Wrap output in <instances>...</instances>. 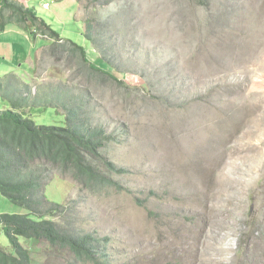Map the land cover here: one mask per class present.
<instances>
[{
    "label": "rangeland",
    "instance_id": "1",
    "mask_svg": "<svg viewBox=\"0 0 264 264\" xmlns=\"http://www.w3.org/2000/svg\"><path fill=\"white\" fill-rule=\"evenodd\" d=\"M29 1L60 47L32 28L0 34L3 88L14 73L22 91L78 95L115 137L103 154L128 172L113 177L127 191L94 196L56 171L44 195L69 208L60 222L107 237L109 264H264V0ZM65 41L95 68L104 56L109 76ZM30 115L65 122L60 109ZM0 213L28 211L0 195ZM18 240L31 264H81ZM0 247L13 253L1 229Z\"/></svg>",
    "mask_w": 264,
    "mask_h": 264
},
{
    "label": "trees",
    "instance_id": "2",
    "mask_svg": "<svg viewBox=\"0 0 264 264\" xmlns=\"http://www.w3.org/2000/svg\"><path fill=\"white\" fill-rule=\"evenodd\" d=\"M11 22L24 30L32 28L38 31L36 35H49L51 40H55L50 46L60 47L58 34L38 19L31 8L15 0H0V25ZM92 27L91 21H87L84 37L98 48V38L94 36ZM62 46L78 54L91 70L109 76L104 56L100 57L107 68L104 69L102 64L95 68L87 61L82 47L70 41H65ZM10 78L11 82L4 88L0 81V99L7 103L5 109H0V195L24 207L28 213H0V229L13 250L10 254L0 247V264H31L29 251L19 243V237L44 241L51 250L64 252L81 264H109L105 244L109 242L108 238L78 233L70 225L61 223L60 219L65 217L69 208L46 200L44 189L59 171L74 180V187L81 194L95 196L108 190L127 191L113 177L128 172L118 168L103 154L115 137L108 134L103 126L90 123L78 95L46 90L42 85L36 86L31 93L26 83L22 91L16 74L11 73ZM33 108L60 109L65 122L62 126L36 125L30 115Z\"/></svg>",
    "mask_w": 264,
    "mask_h": 264
},
{
    "label": "crops",
    "instance_id": "3",
    "mask_svg": "<svg viewBox=\"0 0 264 264\" xmlns=\"http://www.w3.org/2000/svg\"><path fill=\"white\" fill-rule=\"evenodd\" d=\"M15 1L19 2L20 4H23L25 7L30 8L29 7V3H30L29 0H25V2H24V0H15ZM47 8H49V6L47 4H44V9H47ZM9 30L16 31L19 33L23 32V30L13 22L7 23L6 25H0V34H5Z\"/></svg>",
    "mask_w": 264,
    "mask_h": 264
}]
</instances>
